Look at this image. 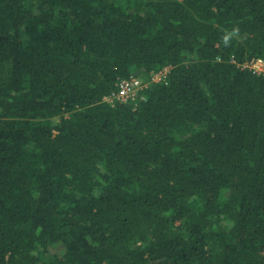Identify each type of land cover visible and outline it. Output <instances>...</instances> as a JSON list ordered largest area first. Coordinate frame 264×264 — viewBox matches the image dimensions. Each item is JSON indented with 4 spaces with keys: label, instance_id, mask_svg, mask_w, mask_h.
I'll list each match as a JSON object with an SVG mask.
<instances>
[{
    "label": "trees",
    "instance_id": "1",
    "mask_svg": "<svg viewBox=\"0 0 264 264\" xmlns=\"http://www.w3.org/2000/svg\"><path fill=\"white\" fill-rule=\"evenodd\" d=\"M252 59L264 0H0V264H264Z\"/></svg>",
    "mask_w": 264,
    "mask_h": 264
},
{
    "label": "built area",
    "instance_id": "2",
    "mask_svg": "<svg viewBox=\"0 0 264 264\" xmlns=\"http://www.w3.org/2000/svg\"><path fill=\"white\" fill-rule=\"evenodd\" d=\"M241 68H247L256 75L264 79V60L252 59L241 65ZM169 68H164L158 72H152L143 79L139 77H129L117 82L116 92L113 96L104 98V101L113 103L114 100L126 104L141 101L143 97L141 92L146 90L151 84L166 83Z\"/></svg>",
    "mask_w": 264,
    "mask_h": 264
},
{
    "label": "rangeland",
    "instance_id": "3",
    "mask_svg": "<svg viewBox=\"0 0 264 264\" xmlns=\"http://www.w3.org/2000/svg\"><path fill=\"white\" fill-rule=\"evenodd\" d=\"M63 252V248L59 246L53 253L61 254Z\"/></svg>",
    "mask_w": 264,
    "mask_h": 264
}]
</instances>
